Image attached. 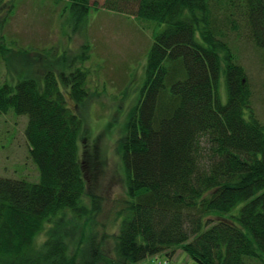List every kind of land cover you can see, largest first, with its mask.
I'll list each match as a JSON object with an SVG mask.
<instances>
[{"label":"trees","instance_id":"obj_1","mask_svg":"<svg viewBox=\"0 0 264 264\" xmlns=\"http://www.w3.org/2000/svg\"><path fill=\"white\" fill-rule=\"evenodd\" d=\"M67 1L83 21L95 7L166 25L118 139L127 197L100 236V200L85 201V120L59 85L81 108L82 63L3 84L0 112L28 115L40 180L0 177V264H145L179 247L199 264H264V121L230 36L241 17L264 50V0Z\"/></svg>","mask_w":264,"mask_h":264},{"label":"rangeland","instance_id":"obj_2","mask_svg":"<svg viewBox=\"0 0 264 264\" xmlns=\"http://www.w3.org/2000/svg\"><path fill=\"white\" fill-rule=\"evenodd\" d=\"M95 1L100 7L105 2L91 0ZM237 19V29L230 30L232 46L238 61L246 68L254 107L264 121V50L255 46L245 21ZM165 26L95 7L83 21L67 0H0V86L16 84L25 76L43 83L46 68L64 67L70 71V63L73 69L82 63L89 70L91 96L81 108H76L62 81L59 85L67 101L85 120L81 140L88 181L85 201L90 204L91 195L100 200L95 227L100 236L114 232L119 222L118 209L127 197L118 139L130 110L140 98L154 34ZM66 58L67 66L63 64ZM222 93L226 101L225 88ZM28 121V115L14 110L0 112V177L40 180L26 136ZM44 237L41 234L38 240ZM113 245L111 236L104 247L112 252ZM160 259L165 260V256ZM172 263L199 264L181 247L177 248Z\"/></svg>","mask_w":264,"mask_h":264},{"label":"built area","instance_id":"obj_3","mask_svg":"<svg viewBox=\"0 0 264 264\" xmlns=\"http://www.w3.org/2000/svg\"><path fill=\"white\" fill-rule=\"evenodd\" d=\"M146 264H171L169 259L161 260L159 257H155L148 261Z\"/></svg>","mask_w":264,"mask_h":264}]
</instances>
